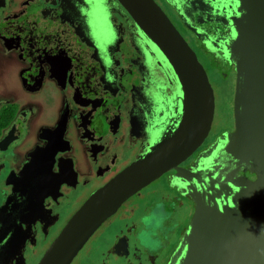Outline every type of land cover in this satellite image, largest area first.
I'll use <instances>...</instances> for the list:
<instances>
[{
	"label": "flooded vegetation",
	"instance_id": "af4514ba",
	"mask_svg": "<svg viewBox=\"0 0 264 264\" xmlns=\"http://www.w3.org/2000/svg\"><path fill=\"white\" fill-rule=\"evenodd\" d=\"M155 1L198 59L197 50L207 52V61L235 80L216 37L209 36L214 46L201 43L169 5L192 16L203 7L216 16L229 12L233 0ZM179 92L170 68L117 0H0V264H35L75 203L169 132ZM232 102L233 95L226 124L216 129L212 122L186 160L119 214L122 228L109 229L104 250L88 264H170L195 210L187 192L202 191L194 178L204 180L227 160L221 141L234 129ZM237 175L255 179L248 169ZM154 212L152 233L138 241L137 227ZM175 215L182 218L173 227Z\"/></svg>",
	"mask_w": 264,
	"mask_h": 264
},
{
	"label": "water",
	"instance_id": "95a60500",
	"mask_svg": "<svg viewBox=\"0 0 264 264\" xmlns=\"http://www.w3.org/2000/svg\"><path fill=\"white\" fill-rule=\"evenodd\" d=\"M117 1L172 71L179 85V107L172 113L169 132L94 190L35 264H70L127 198L176 169L201 145L212 126L215 96L208 73L167 13L155 0ZM169 5L201 43L214 46L210 37H216L213 40L222 44L219 47L235 72L234 129L221 141L227 160L205 174L204 180L194 178L202 191L187 192L195 201L194 214L169 262L264 264V0H233L229 12L216 16L203 7L192 16ZM211 16L222 17V27ZM200 19L211 26L204 27ZM240 169H248L255 179L237 175Z\"/></svg>",
	"mask_w": 264,
	"mask_h": 264
},
{
	"label": "rangeland",
	"instance_id": "374dc122",
	"mask_svg": "<svg viewBox=\"0 0 264 264\" xmlns=\"http://www.w3.org/2000/svg\"><path fill=\"white\" fill-rule=\"evenodd\" d=\"M190 43L192 46H194L193 41L190 39ZM196 49V47H195ZM197 50V49H196ZM197 53L199 55V60L205 67L209 80L211 82V85L214 90V96H215V112H214V119H213V127L218 129L227 122V118L229 114V108L231 106V99H232V89L234 86V76L232 72L227 70L224 66L215 67L210 63V61H207L206 56L203 53V51H198ZM209 59V58H208ZM157 180L153 181L147 189H143L139 195H134L129 198V201L123 205L122 208L114 215L109 218H107V221L102 223L96 231L92 234V236L89 238V241L86 242L84 247L78 252L76 257L73 259L71 264H88L94 262L98 256L101 254V252L105 248V239L107 238V234L110 233L109 229L112 227H115L119 230V227L122 228V222L119 219V214L127 208V206L133 205L136 203V201L143 200V197L147 194L151 193V190L153 189V184ZM80 202L75 203V208L73 209V212L76 210V208L80 205ZM140 214V211H138L137 214H134L136 217ZM132 216V215H131ZM147 216H150V224L146 227V225L141 221V226H138V241H143L146 238V234L141 237V233L150 232L152 233V228L156 224V219L158 216L157 212L150 213ZM182 217L176 216L175 218L170 220L169 225L170 226H177L179 223V220ZM120 231V230H119ZM175 231V230H172ZM176 231L174 236L171 234L170 239L172 241H175ZM151 237V236H150ZM174 237V238H173ZM153 241L155 242V237H151ZM156 246V245H155ZM164 251V250H163ZM162 251V252H163ZM43 250H41V253ZM162 259V258H161ZM164 259V258H163Z\"/></svg>",
	"mask_w": 264,
	"mask_h": 264
},
{
	"label": "clouds",
	"instance_id": "9594fccd",
	"mask_svg": "<svg viewBox=\"0 0 264 264\" xmlns=\"http://www.w3.org/2000/svg\"><path fill=\"white\" fill-rule=\"evenodd\" d=\"M142 222L146 225V227L150 224V216H145L142 218ZM141 237H143L145 235V233H141L140 234ZM145 243H147V241H144Z\"/></svg>",
	"mask_w": 264,
	"mask_h": 264
}]
</instances>
